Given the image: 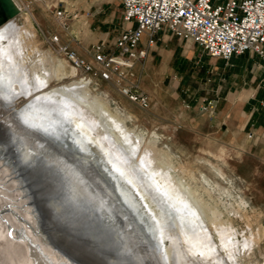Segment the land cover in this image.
<instances>
[{"label": "rangeland", "instance_id": "rangeland-1", "mask_svg": "<svg viewBox=\"0 0 264 264\" xmlns=\"http://www.w3.org/2000/svg\"><path fill=\"white\" fill-rule=\"evenodd\" d=\"M35 1L38 4L33 9L29 6V21L24 14L14 19L24 27V32L17 42L19 54L8 63L9 79L0 87V117L18 128L6 130L0 141L5 144L4 154L11 156L25 175L33 176L31 184L39 202L43 200L50 221L55 226L66 224L92 242L104 243L109 252L104 256V264H264L262 165L256 164L248 152L235 148L232 135L216 130L197 115L196 108L182 103L190 93L204 94L202 88L208 81L202 77L203 72L211 73L221 60L184 40L183 49L190 59L176 75L169 74L166 63L154 62L143 73L140 63L137 64L129 81L138 80L147 94L150 105L146 110L123 96L113 81L91 78L88 96L104 101L111 112L121 110L122 118L131 114V119L125 120L126 126L143 131L146 139L133 152L132 148L124 149L120 142L112 145L116 150L122 149L123 160H118L113 149L96 141L98 131H103L98 119L94 122L85 116L75 118L63 102L48 104L47 100H36L51 87L70 85L76 80L55 76L59 62L67 72L71 64L50 44L51 37L59 36L88 61H92L89 51L95 43L86 46L78 39L73 41V15L60 5ZM57 10L66 14L65 28L55 15ZM100 41L113 43L104 39L97 42ZM7 44L8 41L1 40L3 47ZM77 76L87 77L78 70ZM40 78L47 79L46 84ZM213 110L214 107L208 111ZM53 115L64 117V122L50 121ZM11 140L13 150L8 144ZM35 140L41 142V148L31 145ZM149 147L152 154H147ZM26 149H37L39 157L54 172H26V166L19 162V154ZM145 155L151 161L146 162ZM155 172L176 175L184 186L195 190L190 196L197 203V214L181 208V204L176 206L156 181ZM202 176L215 187L211 193L203 189ZM230 203L234 209L240 205L239 213L226 210L225 204ZM220 214L229 224L224 229L226 239L209 222ZM199 215L206 219L202 227L206 242L203 241L204 248L212 246L209 253L198 251L201 243L185 240L182 233L201 229Z\"/></svg>", "mask_w": 264, "mask_h": 264}, {"label": "bare ground", "instance_id": "bare-ground-1", "mask_svg": "<svg viewBox=\"0 0 264 264\" xmlns=\"http://www.w3.org/2000/svg\"><path fill=\"white\" fill-rule=\"evenodd\" d=\"M14 2L19 9V14H24L26 21H29V18L32 16L30 11H25L24 7L17 0H14ZM14 19L15 18L8 19L0 26V87L9 79L8 74H6L8 63L19 54V36L24 32V27L18 26ZM2 39L8 41L6 47L1 45ZM55 74L57 79L75 77L76 80H73L70 85L53 86L45 93L40 94L39 97H36V100H47L48 104L51 102H63L68 105L69 111L75 118L85 116L90 119V121L96 122L99 120L98 122L103 131H98L96 141L101 146L104 145L113 149L116 155L115 157H117L118 160H123V155L120 154L122 149L116 150L112 146L115 145V143L120 142L123 148L128 151L132 148L131 152L134 151V148L142 145V143L144 145L146 139L142 133L143 131L139 132L129 129L125 124V120L132 117L131 114H128L126 118H122L119 113L121 110L111 112L104 101L98 100L93 96H88V85L91 82L90 77L87 76L80 79L77 76V69L71 66L69 72H67L63 69V65L60 62L57 65ZM46 80L40 78L41 83L43 82L46 84ZM14 91H17L16 87ZM51 118L52 120L50 119V121H55L56 124L64 122V117L59 118L54 116ZM9 128L12 132L13 129L18 127L13 124V122H10L9 119L0 117L1 137L7 133L6 130H9ZM77 138L76 141L79 142V137L77 136ZM8 144L12 146L11 148L13 150L14 143L12 140L11 143L9 142ZM35 144H37L39 148L42 147L40 141L37 142V140H35L31 145ZM5 149V144L0 141V264H77L70 258L64 256L48 238L47 231H50L53 238L55 236L59 238L58 226H55L54 222L52 221V223L50 221L51 219L48 218L45 221L47 226L44 224V228L47 230L41 227V217L36 207L37 202H39V196L36 194L35 190H32L34 185L31 184V178H33V176L28 177L25 175L18 166V163H14V159L4 154ZM147 150V154H152V148L149 147ZM34 152H38V150L26 149L22 155L19 154V162L26 166V172L42 171L48 174L53 173L54 171H51L52 168L47 165V161L39 157V152L37 154ZM145 160L146 162L151 161L149 155H145ZM216 172H218L220 177L223 176L220 170ZM155 175L156 181L163 189L165 188L168 196H171V201L176 203V206L181 204V208L187 211L188 209L193 210L194 213L197 214V203L194 202L190 196V193L195 192V190H192L189 186H184L181 179L176 175L172 177L167 172H155ZM34 177H36V175ZM39 184L40 183H36V185ZM202 184L205 186L203 189L207 193H211V190L215 188L204 176H202ZM240 203L244 205L242 199H240ZM237 205L238 209H234L231 203L228 204V206L225 204V208L228 212L233 211L234 213H239L238 210L240 205ZM200 214L203 216V213ZM201 216L199 215L200 222H198L202 224V226H200L203 230L202 227H205L206 219ZM209 222H213L216 230L219 231V234L223 238L227 237L224 229L229 225L228 220H223L221 214L219 216H213ZM198 228V232L191 230V232L184 231L182 233L186 235L185 240H196V242L199 241L201 243L200 245L202 246L197 248L198 251L201 253H209L212 246H206L204 248L206 242L204 240L206 236L205 231H201V229Z\"/></svg>", "mask_w": 264, "mask_h": 264}, {"label": "built area", "instance_id": "built-area-1", "mask_svg": "<svg viewBox=\"0 0 264 264\" xmlns=\"http://www.w3.org/2000/svg\"><path fill=\"white\" fill-rule=\"evenodd\" d=\"M17 1L29 11V5ZM118 1L123 20L133 25L121 31L112 44L95 43L89 51L92 61L79 56L57 35L50 38V44L81 74L113 81L123 96L143 110L149 107V98L139 81H129V76L146 59L159 31L192 41L208 56L225 61L252 52L262 61L264 71V0H227L221 4L213 0ZM55 15L65 28V12L57 10ZM144 35L146 44H141ZM213 107V101L208 100L200 109Z\"/></svg>", "mask_w": 264, "mask_h": 264}, {"label": "crops", "instance_id": "crops-1", "mask_svg": "<svg viewBox=\"0 0 264 264\" xmlns=\"http://www.w3.org/2000/svg\"><path fill=\"white\" fill-rule=\"evenodd\" d=\"M19 1L29 5L31 9L38 4L35 0ZM44 1L46 4L60 5L69 15H73L75 22L70 20V26H74L72 39H78L86 46L101 39L114 42L121 31L133 25L122 19V6L118 0H43L42 3ZM225 1L227 0H213V3L221 4ZM146 39L144 35L141 44H146ZM183 41L168 31L156 33L146 59L140 63V72H145L158 61L169 65V74L176 75L190 59L185 55ZM220 60V68L214 67L211 73L209 70L203 72L202 77L208 81L207 86L202 88L204 94L190 93L182 103L187 108H196L197 115L205 118L216 130L232 135L233 146L248 152L254 157L256 164L262 165L264 185L263 63L252 52L233 56L229 61ZM135 71H138L137 67ZM208 100L213 101V112L201 111L200 108Z\"/></svg>", "mask_w": 264, "mask_h": 264}, {"label": "water", "instance_id": "water-1", "mask_svg": "<svg viewBox=\"0 0 264 264\" xmlns=\"http://www.w3.org/2000/svg\"><path fill=\"white\" fill-rule=\"evenodd\" d=\"M17 15H19V9L14 0H0V26ZM36 207L41 217V227L47 230L44 228V222L50 216L45 210L43 200L37 202ZM58 230L60 234L58 239H54L50 231H47L48 238L64 256L77 264H102L104 256L109 253L105 249L104 243L101 241L92 242L89 237L81 235L82 233L80 232V234L79 231L74 232L66 224L58 225Z\"/></svg>", "mask_w": 264, "mask_h": 264}]
</instances>
